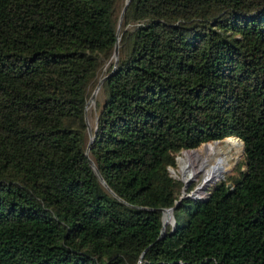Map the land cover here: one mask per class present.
Instances as JSON below:
<instances>
[{"label": "trees", "instance_id": "16d2710c", "mask_svg": "<svg viewBox=\"0 0 264 264\" xmlns=\"http://www.w3.org/2000/svg\"><path fill=\"white\" fill-rule=\"evenodd\" d=\"M127 1L0 0V264H264V0ZM223 139L244 169L176 207Z\"/></svg>", "mask_w": 264, "mask_h": 264}, {"label": "rangeland", "instance_id": "374dc122", "mask_svg": "<svg viewBox=\"0 0 264 264\" xmlns=\"http://www.w3.org/2000/svg\"><path fill=\"white\" fill-rule=\"evenodd\" d=\"M95 91V90H94ZM94 93V92H93ZM101 96V90H99L96 98L94 101L89 102L88 109H87V115L90 126H93L96 123V117L94 116L95 109H96V101ZM242 141V140H241ZM214 142V141H213ZM221 147L216 148L214 146H205L200 145L199 147L195 148L196 150L191 152H188L185 156V159L187 158L189 153H196L199 156L203 157H210L209 158V164L211 167L215 168V174H212L210 177H205L204 172L199 173L198 175H194L195 168L192 166L188 169V171L184 174L186 178H190L189 181H191L187 192L190 194H193L195 197L204 199L206 198L209 193L215 188L217 184L222 182L223 180H228V178L239 176L240 170H243L244 167H242V163L244 162V144H243V150L240 149L239 144L236 143H226L225 140H220ZM209 143V142H208ZM243 143V141H242ZM212 145H215L216 143H209ZM229 144V145H228ZM212 151H209V150ZM187 152V150H183L181 153L177 156V167L171 168L172 175L177 179L183 181V176L180 169L179 157L181 155H184V153ZM209 167V168H211ZM208 169V168H207ZM183 193V189L181 190V195ZM180 195V196H181ZM170 224H173V221L171 220L169 224L167 225V228ZM166 228V231H167Z\"/></svg>", "mask_w": 264, "mask_h": 264}, {"label": "water", "instance_id": "95a60500", "mask_svg": "<svg viewBox=\"0 0 264 264\" xmlns=\"http://www.w3.org/2000/svg\"><path fill=\"white\" fill-rule=\"evenodd\" d=\"M129 1H130V0L127 1V4L129 3ZM125 9H126V8H125ZM125 9H124V10H125ZM121 27H122V23L120 22V24H119V28H118V33H117L118 35L120 34ZM115 57H116V61H117V60H118V57H119V44H118V43H117L116 48H115ZM105 78H106V77H104L103 79H101V81L99 82L98 86L96 87L94 93L92 94V96H91L89 102H92V101L95 100V98H96V96H97V94H98V92H99V90H100V88H101V86H102V84H103ZM86 119H87L88 124H89L88 115H87V110H86ZM89 132H90L91 141H92V140H93V131H92L91 127H90V124H89ZM239 139H240V138H239ZM218 141H220V140H216V141H214V142H218ZM243 144H244V143H243ZM90 148H91V147H90V145H89V147H88V149H87V151H86L87 156H89ZM244 152H245V149H244ZM89 161H90V164L92 165V167L94 168V170L96 171L97 175L99 176L100 180L106 185V182H105L104 178L102 177L101 173L99 172V170H98L97 166L95 165V163L93 162V160H92L91 158H89ZM183 181H184V180H183ZM223 181H226V180H223ZM184 182H185V181H184ZM190 183H191V181L185 182L184 186L182 187V189H183V193H182V195L180 196L179 200L177 201L176 207H177L178 204H179L181 201H183L185 198H192V199H194V200L197 199V197H195V196H193L192 194H190V193L187 192ZM211 193H212V191L209 193L208 196H210ZM208 196H207V197H208ZM198 199H199V198H198ZM176 207H172V208H163V209H162V211H163V217H162V220H163V229H162V236H161V238H163V237L165 236V234H166V228H167V225L169 224V222H165V219H164V217H165V213L168 212V211L170 212L171 217H172V221H173V223H174V210H175Z\"/></svg>", "mask_w": 264, "mask_h": 264}, {"label": "bare ground", "instance_id": "6f19581e", "mask_svg": "<svg viewBox=\"0 0 264 264\" xmlns=\"http://www.w3.org/2000/svg\"><path fill=\"white\" fill-rule=\"evenodd\" d=\"M218 142H220V141H218ZM218 142H214V143H218ZM209 151H212V150L210 149ZM209 158L210 157H208V156L202 158L201 156H199L196 153H189L187 158L180 165V169H179L182 173L183 180L185 182L189 181L190 178H186L184 176V174L192 166L195 168L194 175H198L199 173L204 172L205 177L207 178V177H210L212 174H215V168L211 167V165L209 164ZM209 167H211V168H209ZM194 193L192 195H194ZM164 219H165V222H170L172 220V217H171V214L169 211L165 213Z\"/></svg>", "mask_w": 264, "mask_h": 264}]
</instances>
